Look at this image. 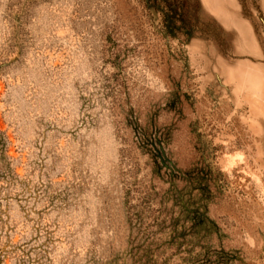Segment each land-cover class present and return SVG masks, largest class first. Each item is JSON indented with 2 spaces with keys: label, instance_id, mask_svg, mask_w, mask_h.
<instances>
[{
  "label": "rangeland",
  "instance_id": "obj_1",
  "mask_svg": "<svg viewBox=\"0 0 264 264\" xmlns=\"http://www.w3.org/2000/svg\"><path fill=\"white\" fill-rule=\"evenodd\" d=\"M0 264H264V0H0Z\"/></svg>",
  "mask_w": 264,
  "mask_h": 264
}]
</instances>
